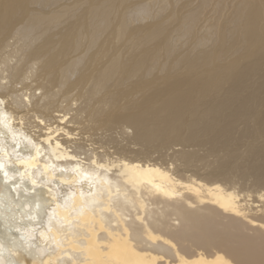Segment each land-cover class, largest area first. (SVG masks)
<instances>
[{"label": "bare ground", "instance_id": "6f19581e", "mask_svg": "<svg viewBox=\"0 0 264 264\" xmlns=\"http://www.w3.org/2000/svg\"><path fill=\"white\" fill-rule=\"evenodd\" d=\"M242 145L259 185L264 0H0V264H264L196 173Z\"/></svg>", "mask_w": 264, "mask_h": 264}, {"label": "rangeland", "instance_id": "374dc122", "mask_svg": "<svg viewBox=\"0 0 264 264\" xmlns=\"http://www.w3.org/2000/svg\"><path fill=\"white\" fill-rule=\"evenodd\" d=\"M60 1L63 2V0H60ZM66 1H68V3H70L73 0H66ZM209 10H210V6L208 7V9H207L206 12H209ZM176 77H178V75H176ZM4 81H6V80H4ZM36 93L37 94H40L41 93V90H38ZM80 104H81V101H78L77 103L74 102V104H73V110L70 111V114L68 115V118L72 114L75 113V109ZM90 124H91V121H85L84 122L83 129H81V132L80 131H76L75 136H73V137H75V139L77 141V142H75V141L74 142L77 143V144L78 143L85 144V149H88L89 150L88 152H90V150H91L90 147L91 146H93V147H97L98 146L97 143L95 145H91L90 142H92V141L86 142L87 138L93 132L92 129H89ZM83 131H85V132H83ZM79 132H80V134H77ZM115 133H114V135L117 136V137H119V135H118V133L116 131H115ZM101 136H102L101 135V131H98L97 134H95V135L93 134L92 135V137L95 138V140L97 138H101ZM90 138L91 137H89V139ZM74 144L72 146H74ZM248 145H246L245 147L242 145V147L236 153V156H235L236 157V160L230 161V162H228V163H226L224 165H219L215 156H209L207 158V163H205V164H208V165L202 164V168L198 172H196V173L198 174L200 172V175L199 176L205 177L206 179H216V180H219V182L222 185H224L225 187H233V188H236L237 190H239L243 194L249 192L251 194V196L246 197L245 198L246 201L247 202L254 203L255 205H258V206H254V205L248 206L247 211L249 212V214H248L249 218H254V217H259V216L260 217H264V196L262 198H259L258 197V194L260 192H264V182H262L259 185H256L253 175L242 176L239 173V171H238V167H239L238 165L241 164L242 159H244V157L246 155V153H244V151L248 147ZM72 148L73 147H71V149ZM179 149H180V147H178V146L174 147V150H176V151H178ZM186 149H188V148H186ZM205 149L207 150L208 148L205 147ZM99 150L102 151L101 148H99ZM169 152H172V150H170ZM200 152L201 153H204L205 150L201 149ZM246 152H247V150H246ZM223 153H224V151L221 152L220 155L223 154ZM84 156H85V154L82 153V157H84ZM192 172L193 171L188 172V174H190ZM249 207L251 209H249ZM214 208L217 209V207H214ZM220 214L221 213L218 214L219 217H220ZM241 220H243L242 217H241ZM173 222L176 223L175 221H173ZM242 222L246 224V227L247 228H253L254 229V228H257L258 227L257 225L256 226L255 225H252L249 221H247L245 219ZM253 226H255V227H253ZM261 230H263V229H261ZM248 231H251V230L248 229ZM261 234L264 235V233H262V232H261Z\"/></svg>", "mask_w": 264, "mask_h": 264}]
</instances>
